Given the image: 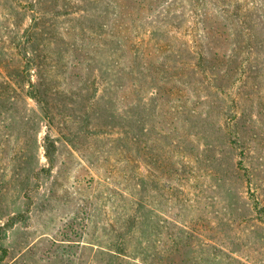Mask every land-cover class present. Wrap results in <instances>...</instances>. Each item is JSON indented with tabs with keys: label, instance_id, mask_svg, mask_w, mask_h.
Here are the masks:
<instances>
[{
	"label": "rangeland",
	"instance_id": "374dc122",
	"mask_svg": "<svg viewBox=\"0 0 264 264\" xmlns=\"http://www.w3.org/2000/svg\"><path fill=\"white\" fill-rule=\"evenodd\" d=\"M0 246L264 264V0H0Z\"/></svg>",
	"mask_w": 264,
	"mask_h": 264
},
{
	"label": "trees",
	"instance_id": "16d2710c",
	"mask_svg": "<svg viewBox=\"0 0 264 264\" xmlns=\"http://www.w3.org/2000/svg\"><path fill=\"white\" fill-rule=\"evenodd\" d=\"M156 2H162L163 3V1L164 0H155ZM166 3V2H165ZM248 10H249V12H250V14H249V12H248ZM247 10V12H248V15H251V13L252 12H256V8L255 7H251V9H248ZM251 10V11H250ZM223 12V11H222ZM50 148L48 147V150H49ZM0 250H2V246H0ZM4 251H6L5 249H4ZM5 253V252H4Z\"/></svg>",
	"mask_w": 264,
	"mask_h": 264
}]
</instances>
